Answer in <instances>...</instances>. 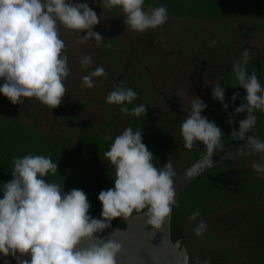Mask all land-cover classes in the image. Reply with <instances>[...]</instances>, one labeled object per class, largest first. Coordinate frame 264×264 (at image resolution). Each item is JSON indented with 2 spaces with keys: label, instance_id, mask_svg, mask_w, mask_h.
<instances>
[{
  "label": "trees",
  "instance_id": "obj_1",
  "mask_svg": "<svg viewBox=\"0 0 264 264\" xmlns=\"http://www.w3.org/2000/svg\"><path fill=\"white\" fill-rule=\"evenodd\" d=\"M165 1L201 16L264 19V0ZM145 5L161 6L152 0H145ZM167 12L178 20L191 21L169 9ZM182 24L171 28V61L161 43L149 33L130 39L124 48L117 39L105 38L103 64L96 67H103L108 75L103 77L100 92L86 88L90 93L86 101L78 100L75 93L58 108L50 109L30 98L6 110L0 98V184L12 179L13 158L28 154L50 157L58 164L57 174H48L44 179L61 184L64 192L83 190L91 204L90 215L100 218L98 194L113 187L115 178L114 167L103 154L127 127L141 128L143 143L156 158L153 162L157 167L172 158L176 177L206 155L205 146L198 141L191 150L184 147L180 126L190 114V102L180 108L174 100L177 91L185 87L207 104L202 115L221 128L222 145L239 142L230 136L238 123L230 125L228 119L246 93L233 87L236 82L232 64L247 49L252 56L247 70L251 74L254 69L264 86V24ZM213 40L216 44L210 47ZM64 54L69 63V49ZM122 82L138 94L127 106L131 109L145 105L148 111L144 117L125 116L119 106L106 103L107 95ZM215 83L226 87L227 112L211 96ZM236 92L240 96L232 101ZM254 115L257 122L249 135L264 140V113L257 110ZM245 116L240 113L234 119L238 122ZM107 136L112 139H105ZM253 162L260 160L250 156L219 164L195 179L177 200L171 217V239H185L188 264H196L197 260L200 264L206 260L209 264H264V177L252 169ZM197 209L199 217L190 221L189 216ZM200 221L205 222L206 230L196 236L193 229ZM111 225L125 227L121 218Z\"/></svg>",
  "mask_w": 264,
  "mask_h": 264
},
{
  "label": "clouds",
  "instance_id": "obj_2",
  "mask_svg": "<svg viewBox=\"0 0 264 264\" xmlns=\"http://www.w3.org/2000/svg\"><path fill=\"white\" fill-rule=\"evenodd\" d=\"M144 5L145 0H100L99 3L104 11L118 8L124 14V25L132 32L155 30L167 22L168 12L164 6L145 9ZM100 15L86 0L77 3L72 0H0V80L3 81L0 95L13 105L35 98L50 109L58 108L67 93L64 81L70 75L60 28L76 34L78 45L89 41L103 45L105 38L94 31L101 23ZM215 44V40L209 42L210 47ZM251 59L245 49L232 64L236 82L233 87L243 89L246 95L234 112L229 113L228 123H238L230 132L232 139L245 141L252 153L264 160V140L249 135L257 122L254 113L257 110L264 113V86L255 70L250 74L246 67ZM92 63L91 56L79 59L81 70L91 69ZM107 75L103 67H96L82 76V86L92 89L97 86V78ZM225 88L215 83L211 96L227 112ZM193 96L190 114L180 126L184 147L191 150L198 141L206 148L205 158L211 159L215 151L223 148V132L202 115L207 104ZM239 96L236 92L231 100ZM137 98L138 94L124 87L122 82L107 95L106 103L119 106L125 116L144 117L148 111L145 105L131 109L127 106ZM240 113L246 116L237 122L234 117ZM103 156L114 167L115 178L113 187L98 194L100 218L90 215L91 204L83 190L73 188L64 192L61 184L44 179L48 174H57L58 164L50 157L28 154L13 158L10 161L12 179L0 188L3 193L0 256L12 257L17 264H117L123 244L113 238L116 230L107 236L99 235L111 227L113 220L127 219L135 212L141 214L146 225L159 230L177 203L172 158L157 167L153 162L156 158L143 143L141 128L134 130L131 126L114 138ZM251 167L264 177V163L253 162ZM199 215L197 209L189 220L195 221ZM205 230V222L200 221L193 232L200 236ZM187 259L186 251L181 252L175 264H187Z\"/></svg>",
  "mask_w": 264,
  "mask_h": 264
},
{
  "label": "water",
  "instance_id": "obj_3",
  "mask_svg": "<svg viewBox=\"0 0 264 264\" xmlns=\"http://www.w3.org/2000/svg\"><path fill=\"white\" fill-rule=\"evenodd\" d=\"M152 1L181 15L184 18L195 21L231 24H264L263 18L207 17L185 11L165 0ZM205 156L188 166L174 179L176 201L195 179L219 164L250 156L258 157L260 162L264 163V160L261 159L259 154L252 153L251 149L246 146L245 141H239L223 146L222 150H217L214 152V155L211 159H206ZM2 187L3 185L0 184V188ZM92 217L99 218L96 215ZM171 217L172 212L170 216L165 218L160 229L154 230L151 226L144 223V219L141 218V214H132V216L127 219L121 217L125 224L124 228H118L111 225L110 228L106 229L99 235L107 236L116 230L115 236L113 238L117 239L123 244V251L117 258V264H157V262L158 264H175L176 258L180 255V253L185 251L187 253V250L184 245V238L177 241H172L171 239ZM153 231H155V234L152 233ZM153 257H156V260H154ZM9 258L10 257L0 256V264H5Z\"/></svg>",
  "mask_w": 264,
  "mask_h": 264
},
{
  "label": "rangeland",
  "instance_id": "obj_4",
  "mask_svg": "<svg viewBox=\"0 0 264 264\" xmlns=\"http://www.w3.org/2000/svg\"><path fill=\"white\" fill-rule=\"evenodd\" d=\"M101 10V8H100ZM102 17L100 16V19ZM183 22V26H191L194 23H196V21H187V20H183V19H176L170 15H168V20L167 22L162 26V27H158L155 30L149 29L148 31H150L151 33H153L154 38L159 41L164 49V52L166 54V57L170 59V61L172 60V56H173V52L171 49V42L173 40V36H172V27L179 23ZM115 26H113L110 30V33H112L111 35H114V33L117 34L118 29L115 28ZM130 32V31H129ZM60 33L62 38H64L63 40H65V43L74 48L76 46H78V52L79 50L81 51L82 48L85 49L84 54L83 52H81L82 54H79L77 57H75V63H74V68H72L70 70V75L67 77L66 81H65V86L68 89L69 92L66 93V96L64 97L63 100H65L68 97H71L73 94L76 93V98L80 101H86L89 97H90V93L86 90V88H84L82 86V81L81 78L82 76H84L82 70L80 69V64H79V59L81 56H90L93 53V46L92 44H90V41L86 44L83 45H78L76 44V34L69 32L67 30H65L63 27L60 28ZM133 33V32H130ZM81 35H84V33H80ZM117 39V38H114ZM118 40V39H117ZM119 41V40H118ZM126 39L123 40L121 46H123V48L125 47L124 44ZM120 43V41H119ZM81 48V49H80ZM75 49V48H74ZM77 51V50H76ZM93 64V63H92ZM101 66V65H100ZM92 69H88V71H90ZM103 81V77L97 78V86L94 87L95 91L100 92L101 91V84L100 81ZM3 81L0 80V84H2ZM187 87H185L184 89L178 90L176 93V100L175 104L180 107V108H184L185 106L187 107V103L191 102V100L193 99V96L191 94V92L186 91ZM75 91V92H74ZM183 92L184 95L180 96L179 93ZM0 98H2L5 102V109L6 110H10L14 107L13 104L10 103V101L4 97L3 95H0ZM30 107L32 106V104H30ZM97 108V106H95ZM188 108L190 109V107L188 106ZM197 243V241H196ZM11 259V258H10ZM7 264H17L15 259H11L7 261Z\"/></svg>",
  "mask_w": 264,
  "mask_h": 264
},
{
  "label": "crops",
  "instance_id": "obj_5",
  "mask_svg": "<svg viewBox=\"0 0 264 264\" xmlns=\"http://www.w3.org/2000/svg\"><path fill=\"white\" fill-rule=\"evenodd\" d=\"M72 2L73 3L84 2V0H72ZM86 2L94 11H96V13L98 15L101 14L100 15L102 17L101 23L94 28V31L99 32L103 37L105 36L104 38H106V39L117 38L121 43L123 42L124 39H126L125 43L128 46L130 39H139V38L143 37L145 33H149L152 36H154L153 33H151L148 30H146L144 33H138V32L130 33L132 31H130L128 29L127 25H124V23H123L124 14L118 8L113 9L112 11H104L103 9L100 10V7H99L100 0H95V2H93V0H86ZM144 6H145V9L150 8L146 5H144ZM113 26H115V28L118 29V32H117V34L114 33V35H111L112 33H110V30ZM61 28H62V26H61ZM62 36H61V38H62ZM62 39H64V38H62ZM155 41H157V40L155 39ZM90 44H92L93 50H94L93 53L90 55L92 58V62H93L91 69L93 70L96 68L97 65L102 66V64H103V59H102L101 53H102V49L104 47V43H103V45H96V43L94 41H90ZM109 46H110V44H109ZM66 48L69 49V52H70L69 63L71 64V69H72V68H74L75 57H77L79 54H82L81 52H83V54H84L85 49L80 48L81 51L79 50V52H78V46L74 47L75 48L74 49V48L68 46L67 44H66ZM82 72H83V74L84 73H86V75L88 74V70H82ZM10 258L13 259L12 257H10ZM10 258H9V260H11Z\"/></svg>",
  "mask_w": 264,
  "mask_h": 264
}]
</instances>
